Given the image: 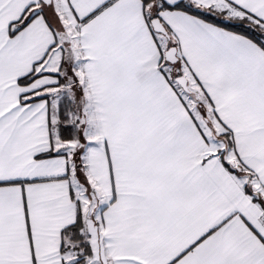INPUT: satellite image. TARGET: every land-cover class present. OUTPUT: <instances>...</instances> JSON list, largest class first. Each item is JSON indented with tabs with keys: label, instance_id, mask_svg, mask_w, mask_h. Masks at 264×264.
I'll return each instance as SVG.
<instances>
[{
	"label": "snow or ice",
	"instance_id": "6c2138e0",
	"mask_svg": "<svg viewBox=\"0 0 264 264\" xmlns=\"http://www.w3.org/2000/svg\"><path fill=\"white\" fill-rule=\"evenodd\" d=\"M0 264H264V0H0Z\"/></svg>",
	"mask_w": 264,
	"mask_h": 264
}]
</instances>
